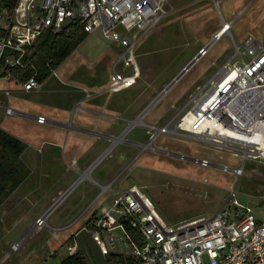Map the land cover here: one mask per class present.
Returning <instances> with one entry per match:
<instances>
[{
    "label": "rangeland",
    "instance_id": "obj_1",
    "mask_svg": "<svg viewBox=\"0 0 264 264\" xmlns=\"http://www.w3.org/2000/svg\"><path fill=\"white\" fill-rule=\"evenodd\" d=\"M168 2L173 9L166 4L162 20L132 36L126 56L133 55L138 75L129 88L111 89L112 66L125 48L98 33H87L37 89L25 91L13 79L0 78V128L26 145L21 160L29 170L0 203V264H61L74 239L89 264H106L88 234L75 232L132 185L167 226L211 218L233 188L240 202L264 215V162L246 161L236 177L222 166H239V149L177 127L225 63L241 59L235 54L244 52L248 36L263 42L264 0H222L218 8L212 0ZM223 20H233L229 32L213 39ZM116 66L132 72L122 62ZM7 107L21 114L6 115ZM39 113L52 121L40 124L30 117ZM202 159L211 164L196 161ZM53 203L46 224L33 227ZM79 214L70 228L53 229ZM83 244L93 250L92 259Z\"/></svg>",
    "mask_w": 264,
    "mask_h": 264
},
{
    "label": "built area",
    "instance_id": "obj_2",
    "mask_svg": "<svg viewBox=\"0 0 264 264\" xmlns=\"http://www.w3.org/2000/svg\"><path fill=\"white\" fill-rule=\"evenodd\" d=\"M212 1L218 8L222 0ZM166 4L168 0H16L12 8H0V78L13 79L25 91L39 88L34 74L20 81L13 69L30 64L31 49L41 35L57 33L75 22L85 32L98 33L125 48L112 66L110 87L114 91L129 88L138 75L133 55L126 56L132 36L162 20ZM232 23L223 20L213 39L220 32L228 33ZM243 49L235 54L241 59L225 63L210 82L211 91L195 99L177 121V127L190 135L239 149L240 165L222 166L236 177L244 173L246 161L264 162V38L258 43L248 36ZM205 52L206 48L195 60ZM121 62L124 68L131 67L130 74L116 70ZM4 112L21 114L10 107ZM35 120L47 121L42 115ZM196 161L202 166L211 164L205 159ZM235 192L233 188L211 218L198 216L167 226L147 197L132 185L116 194L109 205H100L85 230L103 256L109 252L129 255L137 264H264V215L240 202ZM44 224L45 216L36 220L37 226ZM67 251L75 253L76 244L68 245Z\"/></svg>",
    "mask_w": 264,
    "mask_h": 264
},
{
    "label": "trees",
    "instance_id": "obj_3",
    "mask_svg": "<svg viewBox=\"0 0 264 264\" xmlns=\"http://www.w3.org/2000/svg\"><path fill=\"white\" fill-rule=\"evenodd\" d=\"M16 0H0V8H12ZM87 32L75 22L65 25L61 31H47L37 40L29 55L30 64L25 68L13 69L14 77L20 81L26 80L32 74L42 83L84 39ZM27 58V57H26ZM26 145L17 137L0 128V203L27 178L28 168L21 160ZM91 217L85 222L90 225ZM72 239L70 237L66 242ZM138 241V236H136ZM72 245V243H70ZM106 264H137V260L129 255L107 253L104 255ZM61 264H88L83 253L79 250L68 254Z\"/></svg>",
    "mask_w": 264,
    "mask_h": 264
},
{
    "label": "crops",
    "instance_id": "obj_4",
    "mask_svg": "<svg viewBox=\"0 0 264 264\" xmlns=\"http://www.w3.org/2000/svg\"><path fill=\"white\" fill-rule=\"evenodd\" d=\"M43 83V82H42ZM42 83H40V86L42 85ZM0 110H1V107H0ZM37 115H42V113H39V114H37ZM23 116H26L25 114H23ZM36 115H30V117H35ZM42 116H45V115H42ZM35 119V118H34ZM36 121V120H35ZM47 121H52V120H50V119H48ZM41 124V123H40ZM57 204L55 203H53V205H52V207L46 212V214L44 215V216H46L55 206H56ZM84 210V209H83ZM82 210V211H83ZM81 214V213H80ZM77 215L76 216V218L73 220V221H71V222H69L68 224H66V225H64V226H61V227H54L53 229H56V230H63V229H66V228H70L71 226H73L74 225V223L79 219V217L80 216H82V215ZM86 221H87V219H86ZM85 221V222H86ZM84 222V223H85ZM33 227H36V223H35V221H34V223H33ZM85 227H86V224L85 225H83V227L81 226V229L79 230V232L77 233V232H75V235H77V234H79V233H81L82 232V230H84L85 231V233L86 234H88L87 232H86V230H85ZM77 230V229H76ZM86 234H84V235H86ZM88 236H89V238L93 241V239H92V237L90 236V234H88ZM70 237H72V239L74 238V232H72V233H70V235H67V236H65V240L67 241ZM75 241V242H74ZM83 242H84V240H83ZM94 242V241H93ZM72 243H74V244H77V240H73V242ZM83 249L85 250V252L86 253H88V255H89V257H90V259H92V257H93V254H91L92 253V249L90 248V247H87V245L85 244H83ZM82 253H83V255H84V251L83 250H81V249H79ZM78 250V251H79ZM68 252V251H67ZM85 253V254H86ZM69 254V253H68ZM103 256V255H102ZM84 257H85V255H84ZM85 259H86V257H85ZM86 261H87V259H86ZM92 261V260H91ZM87 263L89 264V262L87 261Z\"/></svg>",
    "mask_w": 264,
    "mask_h": 264
},
{
    "label": "water",
    "instance_id": "obj_5",
    "mask_svg": "<svg viewBox=\"0 0 264 264\" xmlns=\"http://www.w3.org/2000/svg\"><path fill=\"white\" fill-rule=\"evenodd\" d=\"M191 64H192V63H189L187 66H185L183 71H186V70L189 68V66H190ZM181 74H182V73H180V75H178V76L176 77V79H178L179 76H181Z\"/></svg>",
    "mask_w": 264,
    "mask_h": 264
},
{
    "label": "bare ground",
    "instance_id": "obj_6",
    "mask_svg": "<svg viewBox=\"0 0 264 264\" xmlns=\"http://www.w3.org/2000/svg\"><path fill=\"white\" fill-rule=\"evenodd\" d=\"M219 31H220V30H219ZM219 31H218V32H219ZM225 33H226V32H220L219 34L223 35V34H225ZM213 79H214V78L211 79V82L213 81ZM210 91H211V88L208 90L207 93H209ZM165 92H166V91H165ZM188 117H189V116H188ZM15 248H16V247H15Z\"/></svg>",
    "mask_w": 264,
    "mask_h": 264
}]
</instances>
